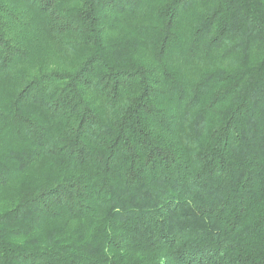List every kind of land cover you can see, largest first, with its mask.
<instances>
[{
  "label": "trees",
  "instance_id": "obj_1",
  "mask_svg": "<svg viewBox=\"0 0 264 264\" xmlns=\"http://www.w3.org/2000/svg\"><path fill=\"white\" fill-rule=\"evenodd\" d=\"M0 264H264V0H0Z\"/></svg>",
  "mask_w": 264,
  "mask_h": 264
},
{
  "label": "rangeland",
  "instance_id": "obj_2",
  "mask_svg": "<svg viewBox=\"0 0 264 264\" xmlns=\"http://www.w3.org/2000/svg\"><path fill=\"white\" fill-rule=\"evenodd\" d=\"M44 39L39 40L41 42L38 46V52L45 64L53 65L60 62L61 58L65 57V53L55 46L51 41H45Z\"/></svg>",
  "mask_w": 264,
  "mask_h": 264
}]
</instances>
